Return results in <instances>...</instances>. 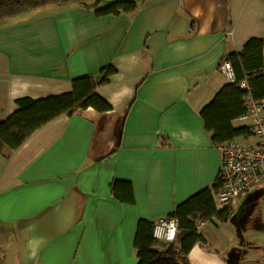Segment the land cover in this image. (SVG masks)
<instances>
[{
	"label": "crops",
	"instance_id": "1",
	"mask_svg": "<svg viewBox=\"0 0 264 264\" xmlns=\"http://www.w3.org/2000/svg\"><path fill=\"white\" fill-rule=\"evenodd\" d=\"M115 1L0 20V121L19 99L69 94L75 79L116 70L97 88L112 111L61 116L0 153V264H139L141 220L171 219L206 189L214 196L221 156L201 112L229 84L228 57L264 41V0H131L133 13H97ZM256 190L227 221L199 224L205 244L189 264H264Z\"/></svg>",
	"mask_w": 264,
	"mask_h": 264
},
{
	"label": "trees",
	"instance_id": "2",
	"mask_svg": "<svg viewBox=\"0 0 264 264\" xmlns=\"http://www.w3.org/2000/svg\"><path fill=\"white\" fill-rule=\"evenodd\" d=\"M89 0H0V20L14 18L46 5L78 4ZM137 4L131 0L112 2L97 11L101 16L133 13ZM235 83L226 85L201 112L206 130L211 133L214 144L234 139L248 138V127L235 128L233 122L248 111L247 99L264 103V41L251 40L240 54L230 55ZM116 70L109 66L101 71L99 79L81 77L73 81V91L57 97L34 100L19 99L17 111L7 121H0V153L18 150L33 134L57 118L72 116L80 111L95 109L99 113L112 111L111 105L97 94V88L109 83ZM246 81L247 89L240 87ZM218 178L214 192L220 190ZM131 201V200H130ZM230 211L216 208L212 191L206 189L179 205L170 217L179 221V234L173 243H162L153 236L154 225L141 220L135 238L139 264H189L188 256L193 247L205 244L198 231L200 223L221 222L229 219Z\"/></svg>",
	"mask_w": 264,
	"mask_h": 264
},
{
	"label": "built area",
	"instance_id": "3",
	"mask_svg": "<svg viewBox=\"0 0 264 264\" xmlns=\"http://www.w3.org/2000/svg\"><path fill=\"white\" fill-rule=\"evenodd\" d=\"M221 71L229 83L236 77L232 64L225 61ZM248 88L246 81L240 83ZM248 111L240 119L251 123L250 131L256 141L252 144L241 139L215 144L221 156L219 173L220 190L214 193V202L219 211H231L239 200L257 188L264 187V103L251 97L247 99ZM179 234L177 219L162 220L154 225L153 236L162 243H173ZM2 253L0 249V262Z\"/></svg>",
	"mask_w": 264,
	"mask_h": 264
},
{
	"label": "rangeland",
	"instance_id": "4",
	"mask_svg": "<svg viewBox=\"0 0 264 264\" xmlns=\"http://www.w3.org/2000/svg\"><path fill=\"white\" fill-rule=\"evenodd\" d=\"M246 140V139H245ZM255 142L256 141V139L253 137V139L251 138L250 139V142ZM261 191V189H259V190H256L254 193H256V192H260ZM253 192L252 193H250L249 194V196H248V198H246V199H244V200H247V199H249V197L252 195V194H254ZM257 194V193H256ZM243 202V201H242ZM262 208H261V211H262V219H264V201H262V206H261ZM257 220H258V217H257V212H255V214L250 218V222L248 223V225H247V228H251V229H253L252 227L253 226H256L257 225ZM263 234H264V232H263Z\"/></svg>",
	"mask_w": 264,
	"mask_h": 264
}]
</instances>
